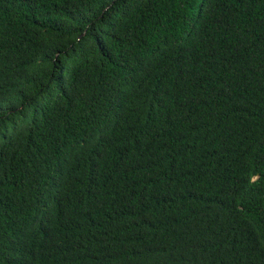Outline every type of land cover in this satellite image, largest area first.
<instances>
[{"label":"trees","instance_id":"trees-1","mask_svg":"<svg viewBox=\"0 0 264 264\" xmlns=\"http://www.w3.org/2000/svg\"><path fill=\"white\" fill-rule=\"evenodd\" d=\"M0 264H264V0H0Z\"/></svg>","mask_w":264,"mask_h":264}]
</instances>
